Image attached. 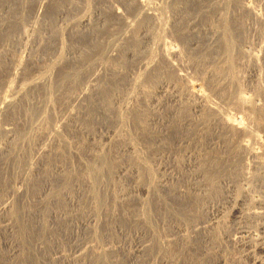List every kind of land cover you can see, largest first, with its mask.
<instances>
[{"label": "rangeland", "instance_id": "374dc122", "mask_svg": "<svg viewBox=\"0 0 264 264\" xmlns=\"http://www.w3.org/2000/svg\"><path fill=\"white\" fill-rule=\"evenodd\" d=\"M139 1L0 0V53L22 62L7 76L0 54V101L24 82L0 111V264H251L244 247L255 243L264 264V0H149L154 19L132 8ZM189 25L199 34H185ZM146 28L158 44L145 57ZM163 85L203 92L207 104L193 114ZM55 166L65 179H48ZM121 167L150 188L143 201L118 198L129 184ZM171 172L182 198L158 186ZM194 175L206 198L189 191ZM227 182L242 220L228 204L206 210Z\"/></svg>", "mask_w": 264, "mask_h": 264}, {"label": "bare ground", "instance_id": "6f19581e", "mask_svg": "<svg viewBox=\"0 0 264 264\" xmlns=\"http://www.w3.org/2000/svg\"><path fill=\"white\" fill-rule=\"evenodd\" d=\"M151 1H149V0H147V1L146 0L139 1V2L135 3L132 8L138 9L144 15H148L150 17L149 19H154L156 17V15H157V12H158L157 8H159V7L154 6V4H156V3L153 4ZM42 9H43V5L41 4L39 6V11H42ZM113 12L115 13V15L117 17H119V18H121L122 20L125 21V16L122 13H120L117 9L113 8ZM65 16H66V12L64 10H62L60 15H59V17H61V19H64ZM252 19L254 21H256V22L260 21V19L256 15V13H253ZM253 20H249L248 22L247 21L245 22L246 29L252 28ZM84 22L81 21L78 24L77 28H81L82 29L83 27H85V23ZM201 33H204L206 38L208 37V35H210L209 37L212 36V38L215 37V34L217 35V31H215V30H213L211 28L208 29V30H205V32H201ZM157 34H158V31L155 28H149V29L146 28V29H144L142 31L140 37H141V40H142V46L144 48L143 52L145 53V55H144L145 57L150 51L149 50L151 48L150 46L155 45L156 43L158 44V42H157V37H158ZM185 34H187L189 37H193L196 34H199V31H197V26L189 25L187 30H186V32H185ZM23 40L26 43L29 41L28 37L26 35H22V36L20 35L17 38V41L20 42V43L21 42L23 43ZM256 41L260 42L261 40L259 38L257 39V37H256ZM260 43L261 44H259V43L257 44L256 43L259 46L258 48H264V42L263 43L260 42ZM19 46L20 45H18V47ZM194 51H196V50H194ZM10 53H11V49H2L0 54H2V56H4L3 58L5 60H7V62H8V64H7V76L16 77L17 76L16 75L17 74V70H19L20 66H22V62L19 61L18 65H15L16 60H13V58L11 59V57L9 56ZM172 53L174 55L175 51L172 50ZM165 55L167 56L166 53H165ZM173 55H172V57H173ZM176 56H177V58H179V54L178 53H176ZM167 59H166V61H167ZM179 61H180V63H184V60H183L182 57L179 58ZM247 72L249 73V71H247ZM249 76L252 77V78H254L256 76L255 78H257V74H256L255 70H252L249 73ZM17 80H18V84H17L15 90L13 91V93L11 94V97L9 99L4 98V97L1 99V101H0V111L4 110L5 108L8 109V106L12 105V103L14 105L16 103V102L14 103V101L19 100L20 98L19 99H17V98L20 97L21 94L23 95L24 82L21 79H19V78ZM42 81H43V79L40 81V83ZM31 84H35V83L33 82ZM165 89H169V87L167 85H163V87L161 88V91H162L161 93L163 94V96L166 95L167 96L166 98H168L169 101L173 102L174 104L183 103L184 100H186L185 102H191L192 105H190V103H188V105L192 106V113L193 114H196V113L200 112L199 111V106L201 108L202 107L201 105L205 104V102L207 101L206 100L207 98H205L206 96L203 95L204 94L203 92L202 93H199V92L198 93H195V92H193V93H185L184 96H187V97H184L179 91H177L175 89H170L171 92L168 93V94H167V91L165 92ZM128 104L129 103H124V107L127 108ZM206 104H207V102H206ZM156 107H157V104H155V109H156ZM157 109H158V107H157ZM226 121H227V119H226ZM226 121H224V122H226ZM159 122H162L161 119H160ZM229 122H231V121L229 120ZM229 127L232 128V126H229ZM238 128H239V126H238ZM2 150H4V149L0 147V153H2L1 152ZM134 152H135V148L132 145H127L122 150V153H126V154H133ZM250 153H252V152H250ZM250 155H252V154H250ZM253 156H256V152H253ZM190 161H191V159L188 158L187 159V163L189 164ZM186 166H187V164H186ZM191 167H194V166H191ZM168 173H170V172H168ZM168 173H166V174H168ZM65 177H67V174L65 175L63 167L55 166L54 170H52V172L50 173V177L48 179H58V178H64L65 179ZM116 177H118V179L121 178L124 181H127L129 183L128 184V189H126V192L122 191V192L119 193L118 198L120 200H124L125 198H130V199H134V200H137V201L140 202V201H143L145 199V196H147L149 194V192H150V188L149 187L143 186V185L141 186L140 184H137V175L133 171H130V170L126 169V168H122L121 167L116 172ZM169 178L168 179H162L161 181H159L158 186L161 187V188L169 189L172 194H174L175 196L179 197L180 195H182L181 194L182 192L180 191V188L173 189V190L171 188L172 187L171 184L174 181H179V179L174 178L172 172L169 175ZM187 184H188L189 191H191V193H193V195H194V197L196 199L197 198L203 199V198H206L208 196L207 195L208 194L207 187L203 183L200 182L198 175H194V177H192L191 179L189 178L188 181H187ZM225 186H226V190H225L223 199L221 201L217 202V203H208L207 202L208 204H206L207 205L206 206V208H207L206 210L208 211V213H211L212 215H215L216 213L220 214L226 208L224 205L228 204V205H231L230 212H231L232 216H234L235 218H238L240 220H242L241 218H246L247 213L245 214L243 212L242 205L240 204L241 200H239L238 197H234V195H232V188H231V186L228 185V182L225 183ZM153 187H155V186H153ZM49 190H50V187H48L47 189L45 188L42 193L44 194L45 192H48ZM15 193H16V195L18 194L17 192H15ZM19 194H20V192H19ZM143 196H144V198H141ZM11 197H12V195H11ZM182 197L183 196H180V198H182ZM66 198H67L69 206L73 207V206L77 205L78 201H76L75 197L66 196ZM207 211H205V212H207ZM253 215L255 216V214H253ZM50 217H51V220H52L51 224H55L56 222H58L60 220L61 213L52 211L49 214V218ZM144 220L145 219L143 218V214L135 215L131 219V221H135V222H143ZM244 248H245V253H246L245 255H247L251 259V264H263L262 259L259 256L262 253V250H263L262 247L257 246L256 243H255V244H246ZM221 260L222 259L218 260L217 263L220 262Z\"/></svg>", "mask_w": 264, "mask_h": 264}]
</instances>
